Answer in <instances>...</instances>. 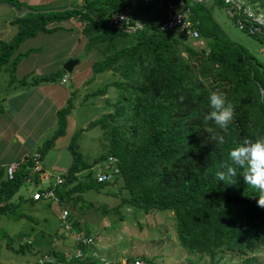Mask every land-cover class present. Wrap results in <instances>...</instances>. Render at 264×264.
<instances>
[{
	"label": "trees",
	"instance_id": "obj_1",
	"mask_svg": "<svg viewBox=\"0 0 264 264\" xmlns=\"http://www.w3.org/2000/svg\"><path fill=\"white\" fill-rule=\"evenodd\" d=\"M168 1L81 0L76 5L42 7L20 0H0L15 10L28 7L10 19L16 25L10 38H0V66L9 61L7 69L12 75L21 57L34 50L18 48L24 38L38 31L70 28V24L65 26L69 18L78 21L84 38V53L92 48L99 52L98 57L89 54L91 75L100 71L117 75L89 90L83 100L89 95L104 94L109 85L114 86L116 94L113 99L104 98V104L110 109L70 134L66 147L71 161L61 173L62 182L54 186L58 202L68 196L72 201H82L80 193L73 196L71 193L91 188L98 190L120 178L126 194L120 197L119 203H127L144 212L171 210L175 236L184 249L207 252L210 264H216L213 258L216 251L226 249L243 254L237 264H259L254 254H246L264 246V208L257 206L258 192L244 182L239 168L231 184L218 181L215 173L222 161L230 162L229 151L240 145L245 137L264 135V62L243 44L228 38L210 15L213 6H220L235 24L222 0H211L210 4L185 0L207 50L193 45L180 34L159 27ZM245 1L251 8L264 12V0ZM124 6L142 23L140 28L130 31L110 22L111 12ZM198 10H203L202 14ZM56 21L61 23L55 24ZM64 72L59 67L31 77V82L23 79L20 83L50 81ZM216 91L223 92L235 110L227 142L223 145L215 143L210 138L211 133L206 131L210 127L220 131L212 121L205 119L211 110L210 94ZM180 96L184 97L182 103ZM71 106L72 99L67 96L64 105L55 111V126L50 135L24 159H17L11 176L5 174V163L0 164L1 214L13 212L20 200L35 201L19 194L17 200L11 198L25 181L33 154L41 160L55 138L65 132L66 114ZM90 126L99 127L105 141L96 155L86 159L78 148L77 137L81 130ZM108 155L114 157L118 171L110 179L96 180L91 165L97 161L105 163ZM81 170L84 171L79 173ZM34 179L38 177L34 175ZM68 214L67 210L66 220L70 227H76V220L71 222ZM20 216L26 215L20 212ZM2 235L5 246L20 253L29 250L32 243L31 239L22 237L13 246L9 236L4 232ZM43 254L49 258L39 261ZM142 259L150 263L146 257ZM128 260L133 258L124 262L109 260V264H133ZM67 262L104 264L92 254L66 257L52 246L41 252L36 260L21 264Z\"/></svg>",
	"mask_w": 264,
	"mask_h": 264
},
{
	"label": "rangeland",
	"instance_id": "obj_2",
	"mask_svg": "<svg viewBox=\"0 0 264 264\" xmlns=\"http://www.w3.org/2000/svg\"><path fill=\"white\" fill-rule=\"evenodd\" d=\"M202 12L203 10H198L199 14ZM209 12L228 38L243 43L248 51L261 62H264V55L259 49H264V44L261 41L237 28L222 7L213 6ZM16 13L13 6L0 3V38L7 40L15 31L16 25L9 22L8 19ZM44 35L45 33L39 32L34 37L25 38L19 48L25 50L24 48L36 45L38 41L42 45ZM186 39L194 45L192 39ZM74 47L77 49V45ZM89 54L92 57L99 56V52L95 48L85 53L83 49L77 50L75 56L79 60L74 68L75 70L79 67L82 68L76 72L73 68L64 74V81L66 80V82L60 83L59 77H57L51 82L39 81L38 86L31 85L32 83L21 84L20 82L23 79L31 82V77L52 71V66L49 64L50 60L48 61L49 57L44 55L43 51L33 53L30 50L28 55L22 56L12 71V75L7 69L9 61L2 63L0 66V107L3 112L0 111V125L4 128L0 129V133L4 135L0 137V159L8 157L10 150L5 153L7 147L16 144L12 139L15 134H9L13 131L11 129L15 127L14 123H17L23 130H28L25 134L24 144L29 147L30 151H33L44 138L50 135L54 128V124H51L54 118L52 105L54 100L56 101L64 92L66 96H70L72 99V106L66 114L65 132L43 155L41 164L53 172L65 170L71 161L66 143L72 131L78 127H84L88 121L101 112L110 109L104 104V98L113 99L116 94L114 86L109 85L104 94L89 95L85 101L83 100V95L89 90L117 77L116 74L113 75L107 71H100L91 75L90 62L92 59ZM19 92L22 93V95H18L22 99L20 116L14 113V107L11 108L10 104L3 98L11 93L17 94ZM36 101H39V104ZM24 111H26L28 118L22 120L21 123L17 122V119H21V114ZM5 131L8 132L5 133ZM104 141L102 130L97 126H90L81 130L77 137L78 148L86 159L96 155L101 150ZM83 171L81 170L79 173ZM33 188L34 185L24 182L11 199L17 200L18 194L29 196ZM76 193L81 194L82 201H72L69 196L67 199H63L61 203L53 202L50 198L38 199L32 203L20 200L13 212L0 213V264L32 262L50 245L53 249L63 251L67 257L73 251L71 250L74 245L72 238H74V231L76 230L94 236L92 249L98 257L103 256L110 261L122 262L128 258H139L142 260V264H210L207 252H190L178 244L171 210L160 209L144 212L127 203H119L120 197L126 194L121 187L120 178L113 183L105 184L98 190L91 188L82 192L74 191L71 196ZM87 202H89L88 205H86ZM62 208H67L70 212L68 219L71 222L76 220V227L71 225L70 230L63 228L58 218V213ZM20 212L26 216L18 217ZM2 232L9 236L8 239L13 246H16L22 237H32L29 250L24 249L20 253L6 247ZM246 254H254L259 264H264V246L253 252L247 251ZM143 257H146L150 263L145 262ZM242 257L243 254L227 249L216 251L213 255L216 264H237Z\"/></svg>",
	"mask_w": 264,
	"mask_h": 264
},
{
	"label": "built area",
	"instance_id": "obj_3",
	"mask_svg": "<svg viewBox=\"0 0 264 264\" xmlns=\"http://www.w3.org/2000/svg\"><path fill=\"white\" fill-rule=\"evenodd\" d=\"M143 2H148L150 0H142ZM161 2V0H158ZM202 2H209L211 0H195ZM225 6L226 12L229 16L234 17L235 25L250 33L258 36L261 42L264 43V12L261 10H256L251 8L245 0H222ZM190 10L185 0H170L166 4V10L159 27L163 30L180 34L184 37L194 40L198 46H205V50L208 46L205 45L203 38L199 35V30L191 20L189 15ZM110 22L113 25L122 26L127 30H135L142 26V23L134 18L128 11L127 7L124 6L121 9L111 12ZM66 74V73H65ZM64 81V74L60 78ZM17 161H9L5 163V174L11 176L16 168ZM118 171L115 164L114 157L112 155L107 156L105 163L97 162L94 165V176L97 180L109 179ZM37 173L38 179L35 181L33 179V173ZM26 181L35 184L31 197L38 198H50L53 202H58V198L54 193V186L62 182L61 173H53L48 170L41 168L37 154L34 153L31 157L30 171L28 172ZM67 209L62 208L58 213V218L63 228L70 230V223L66 220ZM74 243L70 256L84 257L87 254H92L97 257L104 264H109V260L103 256H97L95 251L92 249V243L94 242L91 235H86L81 231H74ZM47 254H43L38 260L42 261L48 259ZM124 262V261H122ZM128 263L142 264V260L139 258L128 260Z\"/></svg>",
	"mask_w": 264,
	"mask_h": 264
},
{
	"label": "clouds",
	"instance_id": "obj_4",
	"mask_svg": "<svg viewBox=\"0 0 264 264\" xmlns=\"http://www.w3.org/2000/svg\"><path fill=\"white\" fill-rule=\"evenodd\" d=\"M205 4H210V2H207ZM191 20H192V18H191ZM242 31H244V30H242ZM244 32H246V31H244ZM246 33H248V32H246ZM248 34H250V33H248ZM250 35L253 36L254 38H256L257 40L261 41L258 36L254 35V34H250ZM200 37L203 38L202 36H200ZM203 40H204V43L206 44L204 38H203ZM193 42H194V40H193ZM198 47H203L205 49L204 45L198 46ZM263 71H264V65H263ZM67 72H69V71H65L63 74H65V73L67 74ZM61 76L59 78H61ZM179 100L182 103L184 101V97L180 96ZM209 107L211 110L208 112L205 119L212 121L214 123V125L220 131L219 132L215 131L211 127L207 128L206 131L211 133L210 138L215 143H217L218 145H223L227 142L226 141V135L228 132V127L234 120V116H235L234 106L232 105V103L228 102L227 97L223 92L216 91V92H212L210 94ZM28 154H29V152L26 153L20 160L24 159ZM13 160L17 161V159H13ZM13 160H10V161H13ZM229 161L230 162L222 161L218 165V169L215 173L216 179L218 181H222V182L228 181L229 184H231L233 181V178L237 177V175H238L237 169L238 168L241 169L242 172L239 173V175H241L243 177L244 182L248 186H251L253 189L257 190V192H258V195H257L258 199L256 200L257 206L264 208V135L255 136L252 138L245 137L243 139V142L240 145H238L237 147H235L229 151ZM7 162H9V161H7ZM7 162H5V163H7ZM39 162H40L41 168L44 170H47L42 166L41 160H39ZM97 162H99V161H97ZM97 162H95V163H97ZM95 163L91 165V169L93 170L92 171L93 175H94ZM48 171H50V170H48ZM51 172H53V171H51ZM53 173H62V172H53ZM34 175L37 176V173H35V172L33 173V179H34ZM35 181H36V179H35ZM24 182L27 183L28 181L25 180ZM28 184H32L35 186V184L30 183V182H28ZM29 195L31 197V193ZM33 199H35V198H33ZM43 199H45V198H43ZM76 231H79V230H76ZM92 237L94 238V236H92ZM72 239H73V244H74L73 248H74L75 247L74 238H72ZM71 253H69L68 255L70 256Z\"/></svg>",
	"mask_w": 264,
	"mask_h": 264
},
{
	"label": "crops",
	"instance_id": "obj_5",
	"mask_svg": "<svg viewBox=\"0 0 264 264\" xmlns=\"http://www.w3.org/2000/svg\"><path fill=\"white\" fill-rule=\"evenodd\" d=\"M20 1L24 2L25 4H31V5L36 4V5H39L42 7H60V6H65L66 4H68V5L75 4L76 5V4L81 3V0H20ZM11 18L8 19L9 22H10ZM54 23L60 24L61 22L56 21ZM69 24L72 27H70V28L59 27V28L54 29L52 31H38V32H36L34 35H32L30 37L36 36L37 33H39V32L45 33L42 45H40V41H38L36 45H32V46L26 47L24 49L34 48V50H32L33 53H38V52L40 53L43 51L44 55H48V57H49L48 61L50 60L49 64H51V66H52L51 67L52 71L58 69L59 67H62L63 62L67 58H70L72 56L77 55V50L82 49V45L84 42V38L80 32V27H79L78 21H76L74 18H72V19L69 18L68 20L65 21V26L68 27ZM28 37H26V38H28ZM23 40L20 42V44L23 42ZM241 44H243V43H241ZM75 45H77V49L74 47ZM41 46H42V48H41ZM259 49L261 50V53L264 55V49H262V48H259ZM78 60L76 63H78ZM76 63L72 66L71 70H73ZM81 68L82 67H79L78 69L76 68V70L74 68V71L75 72L79 71ZM41 74H43V73H41ZM41 74H39V75H41ZM58 81L60 83L66 82V80L61 81L60 78ZM49 82H51V80ZM38 84L39 83L31 84V85L38 86ZM46 89H48V88H46ZM60 91H62V90L60 89ZM20 94L22 95L21 92H19L17 94L11 93L7 97H3L4 99H6L7 103L10 104L11 108L14 107L13 111H14V113L18 114V116H20L19 111L22 107V105H21L22 99H20L18 97V95H20ZM66 97H67L66 94L63 92V94H61V97H58V99L56 101L53 99L54 103L52 105L53 106L52 108H53L54 118H53L51 124H54V126H55V120H56L55 111L58 107L62 106L63 103H65ZM17 100H19V101H17ZM48 100L50 102H52V100L50 98H48ZM36 102H37V104H39V101H36ZM26 115H27V113H26V111H24L23 114H21V119H17V122L21 123L22 120L28 118ZM31 123L34 124L32 121H31ZM14 124H15V127L14 128L11 127L12 128L11 130H13V131L9 132V134L10 133L15 134V136L12 139H14L13 142H15L16 144H13V145H10L9 147H7L5 153L10 150V154L6 158H1L0 164H4L5 162H7L9 160H13V159H21L26 153L32 152V151H30L29 147H27L26 144H24L25 140H26L25 134H27L28 130L27 131H26V129L23 130V128L19 127L17 123H14ZM3 128L4 127L0 125V129H3ZM26 128L28 129V127H26ZM7 132L8 131H5V133H7ZM3 135L4 134L0 133V137ZM59 136H61V135H59ZM58 137L55 138L54 142H56V139ZM54 142H53V144H54ZM5 153H4V155H5ZM47 170H49V169H47ZM50 171H52V170H50ZM57 172H60V171H57ZM39 199H43V198H39ZM35 200H38V199H35ZM28 238L32 240V237H28ZM66 264H73V263L67 262Z\"/></svg>",
	"mask_w": 264,
	"mask_h": 264
},
{
	"label": "water",
	"instance_id": "obj_6",
	"mask_svg": "<svg viewBox=\"0 0 264 264\" xmlns=\"http://www.w3.org/2000/svg\"><path fill=\"white\" fill-rule=\"evenodd\" d=\"M14 8V7H13ZM26 9H28L27 6H22L20 8H16V14L19 15L21 14L23 11H25ZM78 58L77 57H70V58H67L63 64H62V68L65 70V71H70L72 69V66L77 62Z\"/></svg>",
	"mask_w": 264,
	"mask_h": 264
}]
</instances>
